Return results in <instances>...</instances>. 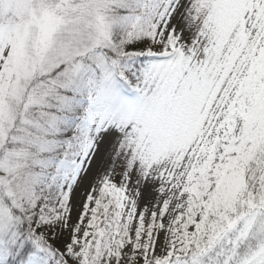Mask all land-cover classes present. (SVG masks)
Listing matches in <instances>:
<instances>
[{"label": "snow or ice", "instance_id": "6c2138e0", "mask_svg": "<svg viewBox=\"0 0 264 264\" xmlns=\"http://www.w3.org/2000/svg\"><path fill=\"white\" fill-rule=\"evenodd\" d=\"M0 264H264V0H0Z\"/></svg>", "mask_w": 264, "mask_h": 264}]
</instances>
